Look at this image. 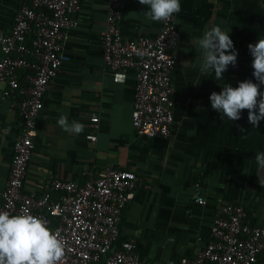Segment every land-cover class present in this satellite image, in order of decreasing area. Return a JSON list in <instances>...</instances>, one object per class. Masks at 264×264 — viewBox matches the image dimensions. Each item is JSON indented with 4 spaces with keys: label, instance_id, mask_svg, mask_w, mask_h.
Here are the masks:
<instances>
[{
    "label": "crops",
    "instance_id": "0c3cea01",
    "mask_svg": "<svg viewBox=\"0 0 264 264\" xmlns=\"http://www.w3.org/2000/svg\"><path fill=\"white\" fill-rule=\"evenodd\" d=\"M30 2L0 0V38L9 31L17 7ZM106 3L81 0L71 18L73 26L63 32L64 60L47 85L35 120L24 190L45 191L55 179L83 184L108 167L127 171L135 178V190L122 213L120 239L132 238L137 254L148 261L193 258L208 235L214 210L224 203L244 206L255 223L264 224V169L254 159L264 152V120L252 128L247 110H241L235 122L221 120L208 100L223 83L234 87L237 81L253 79L247 45L264 37V4L181 0L180 11L172 16L179 60L171 75L170 134L148 138L131 126L133 73L103 66L100 32ZM146 10L138 0H123L118 23L123 37L156 35L160 20L145 19ZM214 24L229 29L237 51L235 66L230 65L221 80L201 71L202 56L194 45ZM3 88L0 82V202L21 127L17 111L2 100ZM60 115H66L69 124L81 123L82 131L61 128ZM91 136L96 137L94 143ZM196 197L205 203H196Z\"/></svg>",
    "mask_w": 264,
    "mask_h": 264
},
{
    "label": "built area",
    "instance_id": "2783aa9c",
    "mask_svg": "<svg viewBox=\"0 0 264 264\" xmlns=\"http://www.w3.org/2000/svg\"><path fill=\"white\" fill-rule=\"evenodd\" d=\"M80 3H23L15 10L9 31L0 38L2 100L17 111L21 122L12 145L0 211L28 213L46 221L64 243V256L57 264H264V224L255 223L250 211L237 203L216 207L208 235L193 258L159 262L141 258L132 238L120 239L122 213L135 190V178L127 171L108 167L91 174L83 184L55 179L45 191L24 190L35 120L47 85L64 60L60 42L64 30L73 26L71 18ZM122 3H106L100 32L103 66L133 73V131L148 138H167L173 120L171 75L179 60L173 18L160 20L154 37L125 38L118 28ZM95 140V136L90 137L91 142ZM198 185L196 182L195 187ZM194 201L205 203L201 197Z\"/></svg>",
    "mask_w": 264,
    "mask_h": 264
},
{
    "label": "clouds",
    "instance_id": "9594fccd",
    "mask_svg": "<svg viewBox=\"0 0 264 264\" xmlns=\"http://www.w3.org/2000/svg\"><path fill=\"white\" fill-rule=\"evenodd\" d=\"M147 5L143 13L151 21L167 20L178 13L181 0H138ZM220 25L206 27L194 40L202 62L201 71L222 79V74L235 66L237 51ZM251 56L253 79L237 81L236 86L223 83L219 92L213 91L208 100L212 110L220 117L235 122L241 117V110H247V122L256 128L264 120V37L247 45ZM57 124L64 129L79 133L83 125L73 121L69 124L66 115H60ZM257 167L264 169V152L254 156ZM64 256V243L52 231L46 221L28 213L9 214L0 211V264H57Z\"/></svg>",
    "mask_w": 264,
    "mask_h": 264
},
{
    "label": "trees",
    "instance_id": "16d2710c",
    "mask_svg": "<svg viewBox=\"0 0 264 264\" xmlns=\"http://www.w3.org/2000/svg\"><path fill=\"white\" fill-rule=\"evenodd\" d=\"M29 40V39H28ZM22 80V79H21Z\"/></svg>",
    "mask_w": 264,
    "mask_h": 264
}]
</instances>
